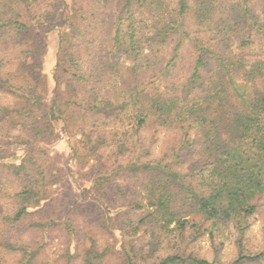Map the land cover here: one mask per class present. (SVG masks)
Here are the masks:
<instances>
[{"label": "trees", "instance_id": "obj_1", "mask_svg": "<svg viewBox=\"0 0 264 264\" xmlns=\"http://www.w3.org/2000/svg\"><path fill=\"white\" fill-rule=\"evenodd\" d=\"M260 1L258 11L252 0H72L60 33L49 107L42 93L46 43L38 29L53 23L64 0H0V52L19 59L14 71L0 64V93L21 92L19 102L0 106V146L28 148L19 163L4 161L12 156L0 149V264H6L9 252H19L21 264H52L41 258L43 244L22 245L9 232L26 224L25 230L45 234L60 220L67 221L69 239H80L74 260L67 262L103 264L93 239L83 249L89 233L74 232L70 206L60 211L54 187L59 171L48 169L45 150L35 149L56 135L58 120L68 134L76 127L88 137L93 188L109 205L126 196L129 182H117L125 177L138 179L139 192L153 208L150 215L163 227L239 223L259 211L264 204V90L246 97L240 83H264ZM188 40L195 49L182 79L177 68ZM161 77L163 88L154 92L153 82ZM222 103L231 105L229 116L212 117L213 106ZM154 124L178 131L174 151L159 159L143 157L146 148L134 142ZM193 154L199 163H187ZM10 183L17 186L9 190ZM33 217L36 221H30ZM127 222L137 226L131 218ZM263 257V252L240 254L220 263L172 254L154 264H244ZM129 264H134L131 257Z\"/></svg>", "mask_w": 264, "mask_h": 264}, {"label": "rangeland", "instance_id": "obj_2", "mask_svg": "<svg viewBox=\"0 0 264 264\" xmlns=\"http://www.w3.org/2000/svg\"><path fill=\"white\" fill-rule=\"evenodd\" d=\"M252 2L257 3L255 9L260 11L261 1L252 0ZM71 5L72 0H64L53 23L44 29H38L46 43L42 54V74L43 77H46H44L45 88L42 93L45 103L49 107L52 105L55 96L53 71L57 61L60 33L71 12ZM194 49L192 42L188 40L183 48L184 59L177 68V73L182 76V79L187 77L185 74L189 70ZM18 62L19 59L16 58L15 54L0 52L2 69L12 68L14 71ZM153 83L154 92H160L164 84L163 78H157ZM240 88L248 97L250 93L262 92L264 83L258 79L249 83H240ZM20 93L11 89L2 91L0 93V106H13L14 103L21 100L17 96ZM214 106L211 115L216 119L223 115L221 119L224 120L229 116L232 109L229 103ZM54 126L56 135L50 140L38 143L35 149L45 150L43 158L47 161L48 169L59 171L60 182L54 187L56 195L59 197L57 204L60 205V211L63 214L65 208L70 206L68 213L72 214L74 232L89 233L83 240V249L86 250L93 245L94 240L97 249L104 255L103 264H129V257L133 259L134 264H154L172 254L193 255L210 261L217 260L220 263H230L240 254L264 253V204L256 214L247 217L244 221H239V223L218 221L214 225L212 221H205L199 222L197 226H191L192 224L189 223L185 229H181L174 222L168 227H163L158 216L150 215L153 208L149 209L146 204L147 198L144 197L143 192H139L140 185L136 178H117V182L123 184L129 182V184L126 196L120 195L122 198L115 204L109 205L108 201L97 197L90 173V166L92 167L94 159L88 156L87 148L90 146L88 137L82 136L76 127H72L71 130L75 131L68 134L65 123L60 120L56 121ZM12 133L19 132L13 130ZM177 137V130L154 124L143 129L135 137L134 142L146 148L143 150V157L159 159L174 151L175 146H177ZM94 139L96 140V137ZM0 149L8 152L6 156H12L4 161L15 163H19L28 151L26 146L20 144L0 146ZM110 155L112 154L110 153ZM111 161L115 165L114 157ZM186 161L189 164L199 163V158L196 154L188 155ZM16 186V183H10L8 189L13 190ZM133 200L141 203L142 207L133 206L131 204ZM5 207L10 208L11 206ZM127 218L133 219L137 226L132 227L127 222ZM31 220L36 221V218L33 217ZM66 223V220H60L55 223L54 229L45 234L36 228L25 230L26 224H23L21 228L10 231L9 236L13 241L22 245L38 241V243L43 244L42 259L52 264H69L70 261L67 262V260H74L75 247L80 239H77V236L69 239ZM137 227L138 229L135 230ZM0 230L2 231L3 228ZM5 258L6 264H21L22 261V255L19 252H9ZM74 264H78L77 261ZM244 264H264V257L258 261H247Z\"/></svg>", "mask_w": 264, "mask_h": 264}]
</instances>
